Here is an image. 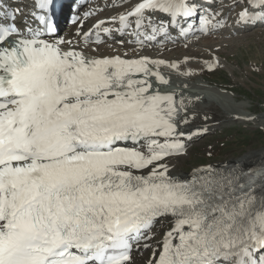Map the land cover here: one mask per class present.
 Listing matches in <instances>:
<instances>
[{
    "label": "snow or ice",
    "instance_id": "6c2138e0",
    "mask_svg": "<svg viewBox=\"0 0 264 264\" xmlns=\"http://www.w3.org/2000/svg\"><path fill=\"white\" fill-rule=\"evenodd\" d=\"M29 2L25 17L0 0V264H135L137 245L145 264H264V167L172 176L192 138L183 101L163 90L181 66L140 55L198 17V0H113L132 56L99 53L105 21L77 24V42L51 38L56 0ZM238 6L264 20V0Z\"/></svg>",
    "mask_w": 264,
    "mask_h": 264
},
{
    "label": "bare ground",
    "instance_id": "6f19581e",
    "mask_svg": "<svg viewBox=\"0 0 264 264\" xmlns=\"http://www.w3.org/2000/svg\"><path fill=\"white\" fill-rule=\"evenodd\" d=\"M99 1L102 2V4L97 5V7L100 8V11L98 12L99 14L89 25V29H93L95 23L105 21L102 27L113 30L110 33L113 40L124 39L127 42V40L129 39L128 37H120L114 31V29L118 28L119 25L112 24L111 21L107 22L109 18H116L118 15H120V13L126 11L127 9L112 7L111 10H104L108 9L109 5L106 3L103 4L104 0ZM111 1L113 2V0ZM73 2L74 0H70L68 4L63 5L58 10L56 24L59 26L61 31H63V36L71 35V27L72 30L74 29L73 25L68 26L66 24V21H68L71 16V6ZM213 24H217L219 26L213 29ZM208 25L209 29L207 30V34L200 32L196 33V38L190 37L191 39L188 38V41L186 42H179L166 37L157 38V40L151 47L145 48L142 52H140V55H147L153 58L163 59L165 60V62L177 63L181 66L175 74L169 76L167 73H165L167 78L171 79L173 82L171 87L163 89L164 91L169 92L174 91L177 94V98L183 101V104L181 105L183 114L179 118L181 121V131L186 133V135L192 136L191 139L184 140V143L186 145V155L173 157L169 161V167L171 168L170 174L178 178L187 177L193 171L192 170L190 172H184L182 169H179V166H181L182 161L189 156L190 150L188 147L192 143V141L194 139H197L198 137L201 138L203 133H205L206 131L221 127L227 122H251L257 127H264V113H262L261 115H255L253 114V112H251V109L247 103L239 102L237 99H235L236 97L233 98L229 96V93L227 91L221 92L218 87L213 88L210 84L205 83L203 79H194V77H196L198 74L201 75V73H203V71L205 70V66H203V62L205 60H198L199 58L197 53L192 49L196 47L200 49L212 48L219 45L221 39L213 37L215 36L214 34L227 30V26L222 21L220 22L215 20L214 22H210ZM100 35L105 39V43H103L99 47V53L106 55H117L127 52L129 56H132L131 48L129 45H126V42L124 44H116L110 42L112 41V39L108 40L107 37H104L102 34ZM71 37L74 40L73 42H77L78 38L76 35L72 34ZM55 38L60 37H53V39ZM63 40H65V38ZM188 43H192L193 46L185 47ZM88 47L92 48L97 46L94 44H89ZM185 61H187V63H184ZM208 62V64L214 65V62H210V59L208 60ZM206 64L207 63H205V65ZM180 71L190 72L192 73V75L182 77L179 75ZM184 119H187L189 123L183 124ZM263 163L264 148L244 154L243 156H240L238 158L219 162L214 167L220 169L225 165H232V168L243 167L246 170H253L256 167L263 165ZM156 230L157 232H163L164 230H166V225H159ZM136 248H138L139 251H137ZM136 248H134L133 250V259H135V263L141 264V262L144 261L143 264H145V261L148 258L146 257L147 251H145L139 245H137Z\"/></svg>",
    "mask_w": 264,
    "mask_h": 264
},
{
    "label": "rangeland",
    "instance_id": "374dc122",
    "mask_svg": "<svg viewBox=\"0 0 264 264\" xmlns=\"http://www.w3.org/2000/svg\"><path fill=\"white\" fill-rule=\"evenodd\" d=\"M218 1L220 3L216 1L212 4L223 20H227V30L214 34L213 37L221 39L219 45L192 49L197 53L198 60H205V70L194 79H203L213 88L218 87L221 92L227 91L229 96L247 103L253 114L261 115L264 113V24L240 23L237 20L241 11L239 0ZM70 30L72 33V27ZM114 41L116 40L112 39L110 42ZM186 45L185 47L193 46L192 43ZM209 59L214 62L212 71L208 70ZM198 138L189 145V156L179 166L184 172H190L199 166L214 167L219 162L263 149L264 127H257L251 122H227L221 127L206 131ZM148 255L147 251L146 257ZM143 263L144 261L141 262Z\"/></svg>",
    "mask_w": 264,
    "mask_h": 264
}]
</instances>
